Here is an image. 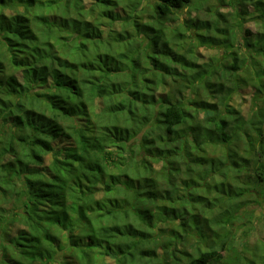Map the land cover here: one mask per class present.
Returning <instances> with one entry per match:
<instances>
[{"label":"trees","instance_id":"1","mask_svg":"<svg viewBox=\"0 0 264 264\" xmlns=\"http://www.w3.org/2000/svg\"><path fill=\"white\" fill-rule=\"evenodd\" d=\"M143 1L0 0V264H264V0L202 64L163 32L192 0Z\"/></svg>","mask_w":264,"mask_h":264},{"label":"rangeland","instance_id":"2","mask_svg":"<svg viewBox=\"0 0 264 264\" xmlns=\"http://www.w3.org/2000/svg\"><path fill=\"white\" fill-rule=\"evenodd\" d=\"M155 0H144L143 6ZM229 0H192L188 6L184 7L181 11H178L172 19L166 21L163 26V32L168 39L169 44H172L173 50L185 54L195 60L196 63L202 64L209 62L210 60H217V62H227L229 55L226 53L230 48H224L222 40L226 39L227 43H232L233 50L242 51V38L244 36V30H248L251 33L256 32L259 28V22L249 18L246 14H241L233 6L228 4ZM89 2V0H85ZM251 8L248 7V10ZM7 10V13H10ZM146 17L145 14H143ZM209 21L210 26H201V23ZM217 27V29L215 28ZM177 30L182 36L175 42L173 33ZM227 30L236 31V37L232 38L226 35ZM206 35L215 38L211 42H206L200 35ZM212 39V38H211ZM178 43V45H176ZM253 89L246 86L244 82H241L240 88L230 98V104L239 109L240 112L248 117L251 114L252 109H255ZM48 161V158L46 159ZM158 167V164H156ZM254 215L256 216L254 223L255 227L250 235V240L255 238V235L262 236L264 234V200L257 203H252ZM254 216V217H255ZM254 219V218H253ZM136 241V242H135ZM130 245V246H129ZM153 249V253L160 255L163 253L161 246L155 247L153 242L139 241L129 237L127 241H124L122 245V252L124 253H136L145 249ZM148 255V254H147ZM145 257H148V256ZM125 257V256H124ZM107 264H114L113 259L105 257ZM125 260V259H123ZM125 262V261H124ZM136 264H144L139 262ZM152 264V263H148Z\"/></svg>","mask_w":264,"mask_h":264}]
</instances>
